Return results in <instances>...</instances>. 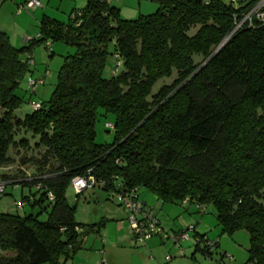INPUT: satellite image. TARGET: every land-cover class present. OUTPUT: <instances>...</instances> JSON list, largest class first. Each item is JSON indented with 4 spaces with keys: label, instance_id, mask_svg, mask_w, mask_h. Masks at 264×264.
I'll return each mask as SVG.
<instances>
[{
    "label": "trees",
    "instance_id": "1",
    "mask_svg": "<svg viewBox=\"0 0 264 264\" xmlns=\"http://www.w3.org/2000/svg\"><path fill=\"white\" fill-rule=\"evenodd\" d=\"M152 1L155 14L126 21L108 0H86L66 24L44 17L38 37L20 49L0 31V168L13 162L12 149H30L19 131L45 150L39 176L21 185L38 194L20 201L29 212L0 213V264H63L83 248L86 231L66 194L88 173L92 188L111 195L135 190L140 200L143 189L161 204L212 207L221 234H248L247 263L264 264V25L239 30L220 48L235 15L257 0ZM54 43L74 53L50 99L15 118L32 49ZM110 58L117 64L105 78ZM100 111L114 117L111 144L95 142ZM197 236L207 238L195 228Z\"/></svg>",
    "mask_w": 264,
    "mask_h": 264
},
{
    "label": "rangeland",
    "instance_id": "2",
    "mask_svg": "<svg viewBox=\"0 0 264 264\" xmlns=\"http://www.w3.org/2000/svg\"><path fill=\"white\" fill-rule=\"evenodd\" d=\"M25 1L0 0V31L9 37L11 45L16 49L26 46L27 41L38 37L39 23L44 17L66 24L70 12L74 9H82L86 4V0H38L41 4L40 7L26 9L23 7ZM108 2L119 10L121 19L126 21H135L141 16H149L159 10L158 4L152 0H108ZM194 32V30L190 31L189 36H193ZM227 41L228 39L221 44L220 48ZM73 53L72 48L61 43L48 44L47 46L36 45L32 49L33 65L30 64L32 74L28 78L44 77L45 81L44 85L35 91V94L27 90V78L21 82L16 96L23 100V105L14 112L15 118L23 119L33 112V103L42 104L50 99L64 58ZM26 58L27 55L24 56V59ZM195 61L199 63L201 58H196ZM116 64L114 58L108 60L105 78L111 76ZM176 79L177 75L174 73L171 78L159 81L153 88L152 94L155 95L161 88L170 86ZM3 112L0 109V118ZM101 115L103 113L100 111L95 127V142L97 145L111 144L113 143V129L109 130L107 124L113 125L114 117ZM23 138L28 140L30 149L27 151L12 149L10 156L13 162L7 167L0 168V183L7 182L5 194L0 199V213L23 216L24 213L29 212V209L23 206L21 207L22 209L25 207L23 210H18L14 207V203L31 194L38 195L34 189L21 188V185L29 183L39 176L38 162L41 161L45 150L35 148L37 139L30 138V134L25 131H19L17 141ZM23 160L26 161L25 164L22 163ZM13 185L20 187L14 188ZM66 198L69 205L75 207L74 220L84 227L86 237L83 248L63 264H101L104 262L105 264H163L167 256L172 258V264H248V234L245 231H238L232 236L221 234L212 207L202 213L195 205L161 204L158 201L155 202L153 197L143 189L139 191L140 200L145 201L147 207L152 209L157 217L159 215L166 217L171 224L169 227L173 228L172 226H174V230H185L189 225L195 226L198 233L205 234L209 241H218L219 247L207 256L201 251L195 250L196 239L193 234H190L188 241L183 240L179 245H175L169 240L154 249L141 243L134 245L132 237L126 236L128 235L125 233L127 231L123 232L121 229L119 231L121 221L118 218L125 210L119 206L113 195L98 187L83 190L79 196L70 187ZM38 213L39 210L36 209L35 214ZM45 218V214H42L40 220L44 221ZM124 221L129 227L127 214ZM163 226L161 225L165 232L174 233ZM91 228L95 229L94 232H89ZM97 228L101 230L100 235L96 232ZM121 233L126 238L118 240ZM156 238L158 239V237Z\"/></svg>",
    "mask_w": 264,
    "mask_h": 264
},
{
    "label": "built area",
    "instance_id": "3",
    "mask_svg": "<svg viewBox=\"0 0 264 264\" xmlns=\"http://www.w3.org/2000/svg\"><path fill=\"white\" fill-rule=\"evenodd\" d=\"M233 5L238 4V0H228ZM41 4L38 0H26L24 3V8L26 9H36L40 7ZM234 27L229 39L236 32L242 30L243 28H254L260 25H264V0H257V2L247 11L242 12L234 17ZM29 64L33 65V61ZM44 77L32 78L30 77L27 81L28 89L32 92H35L40 86L44 85ZM33 109L38 110L39 105L33 103ZM109 130L113 129V125L107 124ZM101 184V183H100ZM72 188L79 194L83 190L92 188L95 185L94 178L90 173L85 177H76L72 180ZM6 184L0 183V199L5 192ZM115 197L116 202L122 207L126 214L129 227L132 234V242L134 245L141 243L146 245L147 242L153 238H160L163 241H171L175 245H179L181 241H188L190 239V234H194L195 228L193 226L187 227V229L181 231L180 233H167L161 227L159 221L157 220L154 211L145 206L143 202L138 199L137 193L135 190L129 193L123 192H113L112 194ZM51 198V196H50ZM52 199V198H51ZM24 206L22 202H15L14 207L18 210H21ZM77 233H81V229L76 228ZM196 239V245L199 246L202 250L212 252L215 248V242L209 241L205 237H194ZM101 264H105L101 263ZM163 264H172V258L167 256Z\"/></svg>",
    "mask_w": 264,
    "mask_h": 264
},
{
    "label": "crops",
    "instance_id": "4",
    "mask_svg": "<svg viewBox=\"0 0 264 264\" xmlns=\"http://www.w3.org/2000/svg\"><path fill=\"white\" fill-rule=\"evenodd\" d=\"M242 1V0H241ZM14 188H18V187H14ZM153 200L155 201V202H157V200L155 199V198H153ZM145 202V201H144ZM145 204L147 205V203L145 202ZM158 205V204H157ZM148 206V205H147ZM123 211V210H122ZM124 213V214H123ZM155 214V216H156V218H157V220L159 221V223H160V225H164L165 227H167V228H169L170 229V231L171 232H174V233H176V232H179V231H181V230H183V229H178V230H174V226H172L173 228H171V227H169V226H171V224H169V222L167 221V218L166 217H164L163 215H159V217H157V214L156 213H154ZM120 221H121V223L119 224V231H120V229L124 232V231H127V232H125V233H127L128 235H126V236H129L130 238H131V230H130V227H128V224H126L125 223V221H124V219L126 220V213L123 211L122 213H121V216L118 218ZM163 226V227H164ZM89 232H94V230H90ZM96 232L97 233H99L98 235H100V233H101V230H96ZM198 232V231H197ZM123 233H121V235H119V238H118V240L119 239H124V238H126V236H124V235H122ZM205 235V234H204ZM86 237V236H85ZM85 239V238H84ZM161 244V241H160V239L158 238H155V239H152L151 241H149L146 245L149 247V248H155V247H157L158 245H160ZM152 264V263H151ZM154 264V263H153Z\"/></svg>",
    "mask_w": 264,
    "mask_h": 264
},
{
    "label": "water",
    "instance_id": "5",
    "mask_svg": "<svg viewBox=\"0 0 264 264\" xmlns=\"http://www.w3.org/2000/svg\"><path fill=\"white\" fill-rule=\"evenodd\" d=\"M241 2V0H238V3H240Z\"/></svg>",
    "mask_w": 264,
    "mask_h": 264
}]
</instances>
